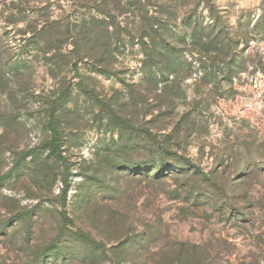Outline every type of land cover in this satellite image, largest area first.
Instances as JSON below:
<instances>
[{
  "label": "rangeland",
  "instance_id": "rangeland-1",
  "mask_svg": "<svg viewBox=\"0 0 264 264\" xmlns=\"http://www.w3.org/2000/svg\"><path fill=\"white\" fill-rule=\"evenodd\" d=\"M38 257L264 264V0H0V264Z\"/></svg>",
  "mask_w": 264,
  "mask_h": 264
},
{
  "label": "trees",
  "instance_id": "trees-1",
  "mask_svg": "<svg viewBox=\"0 0 264 264\" xmlns=\"http://www.w3.org/2000/svg\"><path fill=\"white\" fill-rule=\"evenodd\" d=\"M202 28H204L202 25H198L194 28L190 27L192 33H190L186 38H184L183 41L186 43L187 38H189L191 41L196 39L195 36H196L198 29H202ZM204 29H206V28H204ZM212 42H214V40ZM73 46L76 50L79 49L78 45L76 43L73 44ZM167 46L168 47L164 46V48L160 49V51L154 50V53H152L150 55L151 63L149 65V68L151 70L156 69L157 71H152V73H150L149 79L151 81H155L157 84H160V85H163V84L164 85L179 84V83H181V81L184 80V77L177 75V73L172 74V70L174 69L175 59L177 56L176 55V48L170 47L169 44H167ZM61 50L62 49L60 48L59 51H61ZM218 54L220 57H223L222 53L219 50H218ZM215 59L216 58H214V60ZM81 60H82V57L81 58L79 57L78 61L76 60V62L74 63V66L77 67L78 63L81 62ZM54 122L55 121L52 120V122L50 123L49 131L51 132V138H50V141L48 143V149H49L50 155L52 157H54L55 159L59 160L63 156V150H62V147L60 145L57 130L54 127ZM193 168L196 169L197 167L193 166ZM134 177H136V178H133L134 181H138V179H137L138 177L137 176H134ZM63 219L68 221V219L67 218L65 219V217H63ZM41 260H43V258L40 257L39 259H37V261H35V262H37L35 264H39L41 262Z\"/></svg>",
  "mask_w": 264,
  "mask_h": 264
}]
</instances>
